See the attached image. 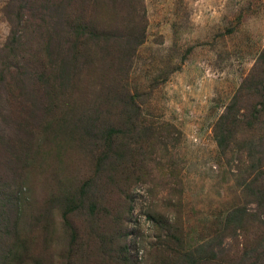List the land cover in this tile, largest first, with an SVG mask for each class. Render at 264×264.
<instances>
[{"label": "rangeland", "instance_id": "1", "mask_svg": "<svg viewBox=\"0 0 264 264\" xmlns=\"http://www.w3.org/2000/svg\"><path fill=\"white\" fill-rule=\"evenodd\" d=\"M127 1L144 41L68 76L0 0V264H264V0Z\"/></svg>", "mask_w": 264, "mask_h": 264}, {"label": "trees", "instance_id": "2", "mask_svg": "<svg viewBox=\"0 0 264 264\" xmlns=\"http://www.w3.org/2000/svg\"><path fill=\"white\" fill-rule=\"evenodd\" d=\"M13 1L19 5V8L15 17H12V15L9 17L12 22V34L6 52L9 53L10 57L17 59L15 69L21 67L20 61L22 60L18 57L22 58V56L28 55L29 62L36 65L37 70L49 74V69L58 68L59 62L50 63L47 61L42 64V54L47 49L48 57L50 53L59 50L60 44L65 46L68 41H72L66 50L73 55L74 65L68 67L65 64L63 67L66 69L65 72L68 73V76H71L69 75L71 73L74 74L73 71H75V76L86 64L85 61L84 66L79 68L82 56L86 60L95 53L94 48H97V52L104 55L110 56L114 53L116 58L121 56L123 51L126 52V55L131 56L135 44H141L145 39L143 28H140L139 24L134 22L127 27L128 31L122 32L115 28L101 29V21L95 20V10L97 8L104 7L107 10H116L119 5H121L120 7L129 6V4L135 6V2L132 1L126 3V0H111L109 2L107 0H97V3L93 4V8L90 6V0ZM41 36H45L46 39L39 40L38 38ZM56 43L59 46H55ZM31 56L33 61H30ZM120 60L122 59L117 60L118 64ZM262 60H264V57L261 58ZM56 80L58 79L54 81Z\"/></svg>", "mask_w": 264, "mask_h": 264}]
</instances>
